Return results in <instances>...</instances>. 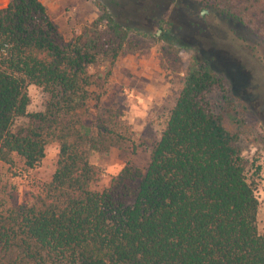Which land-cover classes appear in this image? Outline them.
<instances>
[{
	"label": "trees",
	"instance_id": "1",
	"mask_svg": "<svg viewBox=\"0 0 264 264\" xmlns=\"http://www.w3.org/2000/svg\"><path fill=\"white\" fill-rule=\"evenodd\" d=\"M137 1L153 10L174 0ZM196 1L264 44V0ZM102 11L65 37L40 0L0 3V162L32 169L58 146L28 202L0 177V264H264L249 161L224 125L233 94L211 57L191 58L145 168L127 162L92 187L101 171L91 151L131 141L111 110L84 117L89 67L114 63L131 28ZM29 84L45 94L40 111H27Z\"/></svg>",
	"mask_w": 264,
	"mask_h": 264
},
{
	"label": "rangeland",
	"instance_id": "2",
	"mask_svg": "<svg viewBox=\"0 0 264 264\" xmlns=\"http://www.w3.org/2000/svg\"><path fill=\"white\" fill-rule=\"evenodd\" d=\"M40 1L65 37L101 15L102 7L115 20L131 27L114 63L89 67L92 99L84 117L91 120L96 105L111 110L120 121V130L131 139L110 145L106 151H91L90 161L101 171L92 187H107L127 162L145 168L151 145L175 103L191 58L211 57L213 67L224 73L233 94L224 111V125L238 134L243 155L249 161L248 175L259 201L257 227L264 233V44L260 39L245 26L224 20L217 11L202 8L196 0H174L153 10L139 9L137 0ZM198 15L205 17L200 19ZM196 22L202 32H197ZM27 93V111L42 110V89L29 84ZM211 97L215 99L213 94ZM26 121V117L16 118L15 125ZM57 154V143L50 142L44 157L32 169L24 168L20 160L12 166L0 162V177L14 187L15 203L28 202L39 185L50 179Z\"/></svg>",
	"mask_w": 264,
	"mask_h": 264
},
{
	"label": "water",
	"instance_id": "3",
	"mask_svg": "<svg viewBox=\"0 0 264 264\" xmlns=\"http://www.w3.org/2000/svg\"><path fill=\"white\" fill-rule=\"evenodd\" d=\"M204 12H205V10L202 11V13H204Z\"/></svg>",
	"mask_w": 264,
	"mask_h": 264
}]
</instances>
